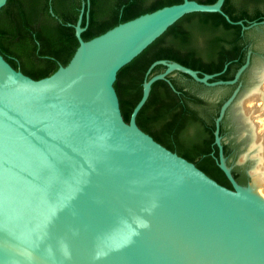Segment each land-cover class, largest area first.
Masks as SVG:
<instances>
[{
    "label": "water",
    "instance_id": "water-1",
    "mask_svg": "<svg viewBox=\"0 0 264 264\" xmlns=\"http://www.w3.org/2000/svg\"><path fill=\"white\" fill-rule=\"evenodd\" d=\"M263 83L264 0H0V264H264Z\"/></svg>",
    "mask_w": 264,
    "mask_h": 264
},
{
    "label": "rangeland",
    "instance_id": "rangeland-1",
    "mask_svg": "<svg viewBox=\"0 0 264 264\" xmlns=\"http://www.w3.org/2000/svg\"><path fill=\"white\" fill-rule=\"evenodd\" d=\"M251 106H252V103L249 104V107H251ZM257 106L260 107V102H257ZM262 112L263 111L254 115V117L256 118V119L254 118V122L257 124L256 132L259 135H262V133L264 132V121L261 120L262 118L264 119V116L263 117L260 116L262 114ZM257 116H259L260 118H258ZM260 196L264 199V195L263 196L260 195Z\"/></svg>",
    "mask_w": 264,
    "mask_h": 264
},
{
    "label": "bare ground",
    "instance_id": "bare-ground-1",
    "mask_svg": "<svg viewBox=\"0 0 264 264\" xmlns=\"http://www.w3.org/2000/svg\"><path fill=\"white\" fill-rule=\"evenodd\" d=\"M263 88H264V83H263V87H262V90L264 91ZM263 98H264V96H263ZM257 102H260V101H257ZM257 102H256V105H257ZM249 104H250V103H249ZM249 104H248V107H249ZM257 107H258V106H257ZM261 111H263V110H260V111H258V112H256V113H254V114H253V117H254L255 114H257V113H259V112H261ZM263 116H264V115H262L261 117H263ZM258 118H260V117H258ZM255 119H256V118H255ZM261 120L264 121L263 118H262ZM253 121H254V118H253ZM256 133H257V132H256ZM259 195H261V194H259ZM263 195H264V194H262V196H263Z\"/></svg>",
    "mask_w": 264,
    "mask_h": 264
}]
</instances>
